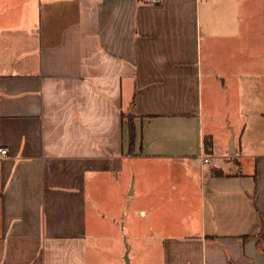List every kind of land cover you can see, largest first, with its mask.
Instances as JSON below:
<instances>
[{
  "label": "crops",
  "instance_id": "obj_1",
  "mask_svg": "<svg viewBox=\"0 0 264 264\" xmlns=\"http://www.w3.org/2000/svg\"><path fill=\"white\" fill-rule=\"evenodd\" d=\"M0 148V264H254L264 0H0Z\"/></svg>",
  "mask_w": 264,
  "mask_h": 264
},
{
  "label": "rangeland",
  "instance_id": "obj_2",
  "mask_svg": "<svg viewBox=\"0 0 264 264\" xmlns=\"http://www.w3.org/2000/svg\"><path fill=\"white\" fill-rule=\"evenodd\" d=\"M126 203H123V206L125 207L126 206ZM127 234V233H126ZM123 237H126L125 236H122L121 238ZM94 243V241H90V252L91 254H97V256L100 258V261L99 263H102V264H126L125 262V259L123 257H121L118 261V258H117V254H115V251L114 250V246L110 247L109 246L107 247L106 244H101L99 247H97ZM146 252H142V254H145ZM143 256V255H142ZM140 258V256L138 257V259ZM130 261L132 264H142V260L141 259H137V257H134L132 254L130 256ZM157 255L155 254L153 256V260H154V263L157 264L159 263L158 260H157ZM145 261V259H143Z\"/></svg>",
  "mask_w": 264,
  "mask_h": 264
},
{
  "label": "water",
  "instance_id": "obj_3",
  "mask_svg": "<svg viewBox=\"0 0 264 264\" xmlns=\"http://www.w3.org/2000/svg\"><path fill=\"white\" fill-rule=\"evenodd\" d=\"M249 255L254 259V264H264V252L257 251L253 247L248 249ZM126 264H131L128 257H125Z\"/></svg>",
  "mask_w": 264,
  "mask_h": 264
},
{
  "label": "built area",
  "instance_id": "obj_4",
  "mask_svg": "<svg viewBox=\"0 0 264 264\" xmlns=\"http://www.w3.org/2000/svg\"><path fill=\"white\" fill-rule=\"evenodd\" d=\"M7 152H8V150L6 148H0V154L1 155H5V154H7ZM203 161L207 162L208 160H207V158H204Z\"/></svg>",
  "mask_w": 264,
  "mask_h": 264
},
{
  "label": "trees",
  "instance_id": "obj_5",
  "mask_svg": "<svg viewBox=\"0 0 264 264\" xmlns=\"http://www.w3.org/2000/svg\"><path fill=\"white\" fill-rule=\"evenodd\" d=\"M207 148L210 149L211 147V141H206Z\"/></svg>",
  "mask_w": 264,
  "mask_h": 264
}]
</instances>
